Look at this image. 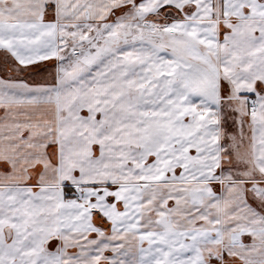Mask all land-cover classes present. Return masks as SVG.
<instances>
[{
	"label": "snow or ice",
	"instance_id": "1",
	"mask_svg": "<svg viewBox=\"0 0 264 264\" xmlns=\"http://www.w3.org/2000/svg\"><path fill=\"white\" fill-rule=\"evenodd\" d=\"M0 264H264V0H0Z\"/></svg>",
	"mask_w": 264,
	"mask_h": 264
}]
</instances>
